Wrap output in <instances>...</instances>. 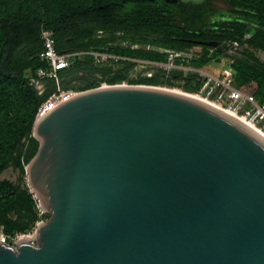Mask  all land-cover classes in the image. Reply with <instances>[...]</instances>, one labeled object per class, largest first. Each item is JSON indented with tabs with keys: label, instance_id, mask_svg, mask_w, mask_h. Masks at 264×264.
<instances>
[{
	"label": "water",
	"instance_id": "obj_1",
	"mask_svg": "<svg viewBox=\"0 0 264 264\" xmlns=\"http://www.w3.org/2000/svg\"><path fill=\"white\" fill-rule=\"evenodd\" d=\"M32 136L27 185L49 218L33 241L0 242V264H264V137L239 117L109 85L60 104Z\"/></svg>",
	"mask_w": 264,
	"mask_h": 264
},
{
	"label": "trees",
	"instance_id": "obj_2",
	"mask_svg": "<svg viewBox=\"0 0 264 264\" xmlns=\"http://www.w3.org/2000/svg\"><path fill=\"white\" fill-rule=\"evenodd\" d=\"M223 1L229 6L228 12L232 19L208 21L207 17L214 12L212 0H203L200 3L178 0L174 5L152 6L149 13L134 10V7H140L138 4L128 5L129 10L121 20L99 21L103 27L119 35L149 29L162 35L167 43L175 46L174 49L154 51L149 56H142L123 46L91 49L86 44L94 37L90 33L84 35L79 32L73 37H68L65 33L57 34L56 29H65L68 22H56L49 15L54 0H0V174L11 166L21 174L16 183L0 181V228L8 240L28 232L37 220L49 218L45 214L38 215V203L27 185L25 172L39 146L32 136L37 109L56 90V85L51 80L42 81L44 86L47 82L49 86L43 94H39L34 86L29 85L28 74L44 67L38 57L42 50L41 31H52L55 48L59 53H68L74 48L73 50L78 52L158 63L166 62L169 51L185 54L195 47H200L202 52L182 63L183 66L199 70L213 60L224 62L226 69L233 72L231 85L257 104H264L263 69L250 65L249 57L222 60L218 53H214L212 48L205 45L209 42L225 41L238 42L241 45L245 34L264 41V0ZM70 38L71 43H68ZM92 54L83 62L79 59L73 60L71 68L66 69L76 73L84 67L97 66ZM175 64L179 65L181 61L176 60ZM129 66H126L127 70ZM62 71L58 76L62 90L73 89L67 85V74ZM159 72L151 79H138L130 84L158 86L163 83L174 86L182 82L181 87L189 93H198L201 88L202 83L195 73H176L175 79H163L162 74L165 71ZM125 79L123 75L110 76L105 79V83L114 85L122 83ZM98 86L82 87L80 91Z\"/></svg>",
	"mask_w": 264,
	"mask_h": 264
},
{
	"label": "built area",
	"instance_id": "obj_3",
	"mask_svg": "<svg viewBox=\"0 0 264 264\" xmlns=\"http://www.w3.org/2000/svg\"><path fill=\"white\" fill-rule=\"evenodd\" d=\"M42 50L39 52L38 57L43 62L44 67L37 69L33 74H28L29 85L34 86L39 94L45 92V86L42 81L51 80L56 85V90L51 93L38 107L34 124L49 112L54 110L62 103L69 101L76 97L80 91L74 89L62 90L59 84V72L66 69L69 66L70 55L66 52H57L55 48V40L52 31L43 29L41 31ZM197 53L190 50L187 53H180L169 51L167 52L166 62H148L137 61L139 66L154 68L163 70L169 73L171 70H186L191 73L197 74L202 85L198 91V95H204V99L209 100V95L217 93L219 98L214 99L217 105L221 106L229 114L239 117L248 126L264 135V104H257L252 98L245 95L238 89L231 85L233 78V72L231 69H225L220 76L210 75L201 69L194 70L189 67L184 68L182 63L188 62ZM95 61L101 58L99 54H92ZM181 61V64L176 65L175 61ZM114 85L128 86L134 85L127 82H122ZM109 86L107 83H102L95 88H103ZM197 95V94H196ZM39 216H42L44 212L41 210L38 204ZM43 222V221H41ZM39 222L37 226L41 223ZM36 226V227H37ZM35 234V232H34ZM22 236L15 235L11 239H7L6 236L0 235V242L3 244L14 246ZM13 244V245H12Z\"/></svg>",
	"mask_w": 264,
	"mask_h": 264
},
{
	"label": "flooded vegetation",
	"instance_id": "obj_4",
	"mask_svg": "<svg viewBox=\"0 0 264 264\" xmlns=\"http://www.w3.org/2000/svg\"><path fill=\"white\" fill-rule=\"evenodd\" d=\"M170 1L171 0H54L49 9V15L52 16L56 22H68L65 29H56L57 34L65 33L66 36L73 37L75 34L81 32L84 35H88L90 33L91 36H93L96 28H99L98 33L113 32L99 24V21L121 20L124 14L129 10L128 5L138 4L140 7H134V10L149 13L152 6L162 7L174 5L178 0L175 2ZM141 6L144 8L143 10ZM162 11H164V9ZM44 12L45 11H43V14L46 15ZM79 28L81 29L79 30ZM68 43H71V38ZM215 43H217L218 46L210 48L213 49L214 53H218L221 58H243V55L238 52L241 50V46L238 42L225 41L223 43ZM224 44H227L228 48L220 49L221 51L218 52L217 48ZM73 49L74 48H71L68 52L71 57L67 69L71 68V62L73 60H82V58L83 60H86L87 56L92 54L90 52L74 51ZM99 55H101V58L95 61L97 65L99 64V67L88 66L84 67L83 70L76 72L74 77L71 79L73 84L81 87L93 86L97 84L100 85L105 83V79H107V77H119L120 75L126 77L123 82L130 83L131 81H137L138 79L143 78L151 79L160 73L158 69L143 67L137 64V61L147 60L118 57L106 54ZM126 66H129L128 70ZM162 76L163 79L176 78V74L166 72L162 74Z\"/></svg>",
	"mask_w": 264,
	"mask_h": 264
},
{
	"label": "rangeland",
	"instance_id": "obj_5",
	"mask_svg": "<svg viewBox=\"0 0 264 264\" xmlns=\"http://www.w3.org/2000/svg\"><path fill=\"white\" fill-rule=\"evenodd\" d=\"M181 1L191 2V3H200L203 0H181ZM212 9L214 10V12L209 14V16L207 17L208 21H217L220 19L229 20L233 18L231 14L228 12L229 6L223 0H212ZM98 30L99 28H96L94 31L93 39L86 42V44H88L91 49L92 48L106 49L109 47L123 46V47L128 48L129 50H132L135 53H138L139 55L149 56L154 51H164V50L174 49L175 47L167 43L162 35H159L158 33L153 32L152 30H149V29H146V30L141 29L140 31L124 33L122 35L121 34L119 35L113 32L98 33ZM240 46H241V50H239L238 52L243 55V58L249 57L251 61L250 65L260 67L264 71V41L258 38H252L250 34H245L241 41ZM193 51L196 53H200L202 52V49L199 47H195L193 48ZM222 60H225V58L223 57ZM80 61L83 62L86 60H83L82 58V60ZM184 68H187V67L184 66ZM226 68L227 67L225 66L224 62H217L213 60L208 65H205L203 68H201V70L213 76H220ZM169 73L171 74L182 73L183 75H188L189 72L182 69V70H171ZM181 85H182V82H179L174 86L162 83L154 87L169 89L172 91L190 94L194 96L197 94L196 96H199L198 93H189L188 91L184 90L181 87ZM199 97L205 98L204 95H200ZM208 98H209L208 100L209 102L216 104L215 102H213V100L214 99L217 100L219 98V95L215 93V94L209 95ZM20 176L21 174L19 170L16 169L14 166H11L0 174V181L7 180L12 183H16ZM26 181H27V176H26ZM37 209H38V206H37ZM38 215H39V210H38ZM45 215L49 217V215L47 214ZM47 219L48 218L37 220L35 225L28 232H26L25 234H19L17 236L19 237L20 236H33L36 230L37 224L41 221H46ZM0 235H4L2 233L1 228H0Z\"/></svg>",
	"mask_w": 264,
	"mask_h": 264
},
{
	"label": "crops",
	"instance_id": "obj_6",
	"mask_svg": "<svg viewBox=\"0 0 264 264\" xmlns=\"http://www.w3.org/2000/svg\"><path fill=\"white\" fill-rule=\"evenodd\" d=\"M79 60H81V59H79ZM62 72H65L67 74V77H66V83H67V85L71 86L76 91H80L82 87L73 84L72 83V80H71L74 77L75 72L74 71H68L67 69H65V71H62ZM68 79H70V80H68ZM52 85H53V83H52ZM47 88H49L48 82L46 83V86H45V89H47ZM53 88L55 89L54 85H53ZM60 88L62 89L61 85H60Z\"/></svg>",
	"mask_w": 264,
	"mask_h": 264
},
{
	"label": "bare ground",
	"instance_id": "obj_7",
	"mask_svg": "<svg viewBox=\"0 0 264 264\" xmlns=\"http://www.w3.org/2000/svg\"><path fill=\"white\" fill-rule=\"evenodd\" d=\"M176 92V91H175ZM178 93H181V92H178ZM185 94V93H184ZM186 95H188V96H190V97H194V98H197V99H200V100H203V101H205V102H207V103H209V104H211V105H213L214 107H216V108H218L219 110H221V111H223V112H226V113H228L226 110H224L221 106H219V105H216V104H213L212 102H209L208 100H206V99H204V98H202V97H199V96H194V95H190V94H186ZM243 121V120H242ZM244 122V121H243ZM245 123V122H244ZM245 124H247V123H245ZM250 127V126H249ZM251 128V127H250ZM251 129H253V128H251ZM254 130V129H253ZM254 131H256V130H254ZM257 133H259L261 136H263L264 137V135L263 134H261L260 132H258V131H256ZM23 238H29L31 241H33L34 240V235L33 236H22L20 239H23Z\"/></svg>",
	"mask_w": 264,
	"mask_h": 264
}]
</instances>
